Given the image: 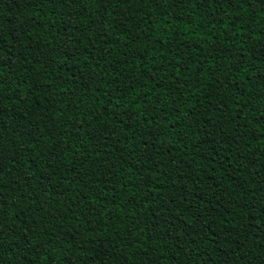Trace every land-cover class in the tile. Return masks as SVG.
Here are the masks:
<instances>
[{"label": "trees", "instance_id": "trees-1", "mask_svg": "<svg viewBox=\"0 0 264 264\" xmlns=\"http://www.w3.org/2000/svg\"><path fill=\"white\" fill-rule=\"evenodd\" d=\"M0 264H264V0H0Z\"/></svg>", "mask_w": 264, "mask_h": 264}]
</instances>
